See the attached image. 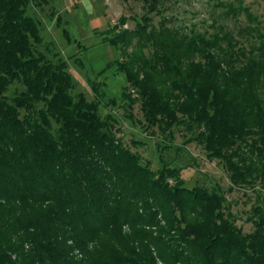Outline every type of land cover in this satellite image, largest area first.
Returning a JSON list of instances; mask_svg holds the SVG:
<instances>
[{"label": "trees", "instance_id": "1", "mask_svg": "<svg viewBox=\"0 0 264 264\" xmlns=\"http://www.w3.org/2000/svg\"><path fill=\"white\" fill-rule=\"evenodd\" d=\"M160 2L145 0L148 13ZM47 3L0 0V264H264V208L244 234L218 192L189 186L161 155L152 170L123 144L95 83V100L71 95L66 62L38 50L28 14ZM119 25L105 42L123 49L122 96L140 104L146 128L197 130L231 189L264 180V37L244 54L227 36L181 38L147 16L133 31L121 30L124 17ZM242 147L262 162L255 176L234 161Z\"/></svg>", "mask_w": 264, "mask_h": 264}, {"label": "rangeland", "instance_id": "2", "mask_svg": "<svg viewBox=\"0 0 264 264\" xmlns=\"http://www.w3.org/2000/svg\"><path fill=\"white\" fill-rule=\"evenodd\" d=\"M28 14L40 26L43 42L38 50L53 62H66L73 80V97L83 94L88 101L95 100L90 84L95 83L101 94L100 114L115 119L117 136L143 164L158 170L161 155L171 167L181 168V176L189 186H202L222 195L235 225L244 234L253 232L249 220L255 208H264V180L251 178L249 185L231 189L230 173L224 164L210 159L195 142L197 130L176 127L171 134L162 135L156 128H146L140 104L129 106L122 96L130 91L114 63L127 60L123 49L112 47L105 38L118 32L121 17L126 19L121 30L133 31L147 16L151 27L159 28L164 24L181 38L227 36L236 50L249 54L264 37V0H161L152 13H148L145 0H48L46 5H32ZM228 41L220 42L223 49L228 47ZM137 51L134 42L126 48L125 54ZM142 53L146 55L148 50ZM17 88L20 87L12 86L9 93ZM108 98L116 103L108 104ZM260 99L264 105V90ZM234 161L252 168L254 176V170L260 169L262 163L245 147L239 160Z\"/></svg>", "mask_w": 264, "mask_h": 264}]
</instances>
